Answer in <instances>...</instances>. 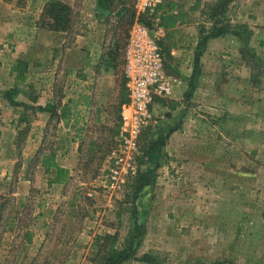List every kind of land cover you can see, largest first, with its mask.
I'll use <instances>...</instances> for the list:
<instances>
[{
    "label": "rangeland",
    "instance_id": "1",
    "mask_svg": "<svg viewBox=\"0 0 264 264\" xmlns=\"http://www.w3.org/2000/svg\"><path fill=\"white\" fill-rule=\"evenodd\" d=\"M60 1L71 12L68 39L84 42L91 35L101 43L91 70L94 76L98 68L105 73L107 100L100 113L73 112L69 87L62 92L66 75L55 94L60 109L42 118V125L33 124L39 106L21 95L13 103L6 100L3 94L13 86L24 91L14 68L20 59L14 61L13 54L19 40L33 33L19 31V26L47 28L42 19L47 0H0V27L10 29L9 42L0 43V68L5 64V73L0 72V138L13 140L3 149L9 156H28L30 184L26 192L18 186V176L12 177L10 189L0 184V264H102L93 243L104 234L115 238L99 239L104 252L128 244L136 250L137 258L123 264H144L139 260L143 254L157 257L159 264H264V0H201L209 28L214 22L209 15L220 6L217 15L229 29L248 27L244 39L223 35L234 37L239 46L220 50L213 67L232 86L228 99L235 101L228 108L210 106L211 101L205 106L194 103L190 92L157 102L130 155L133 169L120 172L123 182L115 190L106 187L111 172L107 157L117 146L120 109L127 100L122 57L134 0H103L105 7L98 0ZM7 63L14 78L7 75ZM94 84L99 85V78ZM70 120H78L76 133L83 138L78 159L64 182H50L53 169L45 173L44 160L68 162L72 149L64 136L73 134ZM186 120L192 125L184 126ZM196 120L213 123L196 128ZM159 136L161 143L152 144ZM148 168L152 171L146 179L153 180L135 196L137 173Z\"/></svg>",
    "mask_w": 264,
    "mask_h": 264
},
{
    "label": "crops",
    "instance_id": "2",
    "mask_svg": "<svg viewBox=\"0 0 264 264\" xmlns=\"http://www.w3.org/2000/svg\"><path fill=\"white\" fill-rule=\"evenodd\" d=\"M203 8L204 5L201 0H170L163 11V32L159 38V44L164 54V68L167 73L174 74L180 79V82L174 86L173 93L168 98H183L191 92L192 97H194L193 102H196V104L206 106L211 101L212 104L210 106L216 105L219 108H228L229 102L235 101L232 97L228 99L231 94H234L230 92L232 86L225 80L220 79V75L213 71V67H217V55L220 50L224 47L234 50L235 47L239 46V43L232 36H218L208 39L201 45L200 30L204 26L206 29L209 28L207 22L209 18ZM95 23L101 26V22L98 23L96 21ZM18 30L33 33L28 35L27 40L24 38V40H19L17 44L19 47L16 48L13 54L14 61L15 59H20L19 62L23 66V69L21 68L20 72L17 73L20 76V80L24 83L22 85L24 91L20 89L19 95L24 98L25 102L32 103L35 106L52 105V112L40 110L36 112V117L33 120L34 125H42V118L46 117L48 119L52 114L59 111L60 106L57 104L55 106L54 100L56 90H61L63 87V77L65 75L66 86L62 92H66L69 87V92H66L67 100L70 101L68 107L71 106L73 112H86L89 114L92 109L97 113L104 111L107 92L109 91L103 85L106 76H104L103 70L98 68L96 76L97 79L99 78V85H95L94 81L97 79H95L94 70H91L95 66L94 64L99 61L100 55L98 52H100L99 47L101 44L99 40H92L89 37L91 35H88L85 37L84 42L81 38L70 41L67 36V30L57 31L32 24L21 25ZM9 32L10 29L7 25L0 27V43L3 40L8 41L7 35L9 36ZM89 32L93 33L94 31L89 30ZM242 62L244 61L242 60ZM7 64L9 67L7 75L9 77L12 73V67L11 63ZM4 66L5 64L2 62L0 72L5 73ZM242 67L244 68V64ZM11 77L14 78L15 74L13 73ZM90 77L93 78L90 79ZM191 81L193 83L192 90H190L189 86ZM244 81L246 79H243V83ZM32 88L34 89L33 95H31ZM124 90L126 92V89ZM241 95L243 96V92ZM162 99H155L151 105V112L155 109L156 103ZM80 100L82 101L78 102ZM100 117L102 118L101 115ZM84 118L87 120L89 117L86 115ZM60 120L61 118L57 117V121L59 122ZM77 121L73 122V120H70L69 128L73 130V134L64 136V142L68 145L71 144L72 149L67 154V157L70 155L69 158L66 157L68 162L62 164L56 159V163L67 168L69 174H71L74 164L77 162L78 151L81 149L80 145L83 141L82 136L76 133L78 130ZM202 121L196 120L193 126L196 128L212 126L213 122L206 121L205 125H203ZM190 122L186 120L184 126L187 124V126H191L192 123ZM226 122L228 126L230 124L228 119H226ZM79 129L83 130L82 127H79ZM173 133L170 132L168 135L173 137ZM176 135L177 132L175 133ZM33 140L35 141V138ZM36 141L38 143L41 142L40 140ZM12 143V139L0 138V184L2 187L10 189L12 177L18 176V186L22 187L21 191L26 192L30 188L29 180L27 179L29 171H26L28 156L25 155L22 158L19 157V159L9 156L5 151ZM19 161H21V166Z\"/></svg>",
    "mask_w": 264,
    "mask_h": 264
},
{
    "label": "built area",
    "instance_id": "3",
    "mask_svg": "<svg viewBox=\"0 0 264 264\" xmlns=\"http://www.w3.org/2000/svg\"><path fill=\"white\" fill-rule=\"evenodd\" d=\"M170 0H134L135 20L129 28L123 49L122 72L127 101L120 109V133L107 161L109 189H118L123 180L120 172L132 170L130 155L136 150L141 130L152 117L151 105L156 98L169 97L177 77L166 72L164 54L159 44L162 15ZM109 175H107L108 177Z\"/></svg>",
    "mask_w": 264,
    "mask_h": 264
},
{
    "label": "trees",
    "instance_id": "4",
    "mask_svg": "<svg viewBox=\"0 0 264 264\" xmlns=\"http://www.w3.org/2000/svg\"><path fill=\"white\" fill-rule=\"evenodd\" d=\"M223 4L225 3V0L221 1ZM221 3V4H222ZM222 4V5H223ZM98 5L101 7H105L106 3H104L103 0H98ZM222 9L220 6L218 10H214L209 17L212 19L214 18V22L212 23L211 27L206 29L203 27L200 30L201 38H200V44H204L208 39L218 37V36H223L226 33L231 32L232 34L237 35L240 39H244V34L247 31V26L245 24L239 25L237 28L234 29H229V25L223 23V20H220V15H217L218 12ZM70 8L67 4L63 3L60 0H47V2L44 5L43 13H42V19H46V24L48 28L52 30H57V31H66L69 27L70 24ZM134 15L135 12L132 13L130 17V23L132 24L134 20ZM222 19V18H221ZM241 30V31H240ZM204 33V34H203ZM197 55V53H196ZM14 68L16 69L17 73L20 72L21 68L23 69L22 63H17ZM19 74H18V81H19ZM190 90L193 89V83L192 81L190 82ZM123 87L124 86V80H123ZM21 92L20 88L13 86L12 88L8 89L7 91L4 92V97L6 100L9 102H14L15 98L19 95ZM38 110L40 111H48L52 112V105L51 104H46L45 106H39L37 107ZM52 114V113H51ZM21 121V120H20ZM162 136H159V138L154 141L152 144L158 145L161 143ZM151 151V147L148 150V152ZM151 153V152H150ZM45 164V173H49L52 169V175L50 177V182H55V183H62L64 182L69 174H68V169L65 167L60 166L57 164L54 160L53 157H49L44 160ZM147 171H152L151 168H148L145 171H139L137 173V179L139 180V185L135 190V196H137L138 192L145 186L148 185L153 178H148L146 179L147 176ZM105 239V240H111L115 239L111 235L104 234L99 239ZM98 240H96L93 244L98 247V252L101 253L103 257V263L102 264H123L126 260L132 259V258H137L136 257V250L131 244L124 245L121 248H115L111 247L107 252H104L101 247L98 245ZM139 260H141L144 264H159L157 257H153L150 254H143Z\"/></svg>",
    "mask_w": 264,
    "mask_h": 264
}]
</instances>
